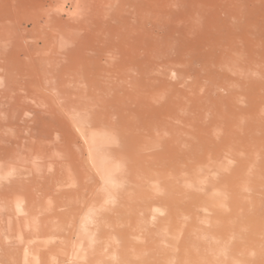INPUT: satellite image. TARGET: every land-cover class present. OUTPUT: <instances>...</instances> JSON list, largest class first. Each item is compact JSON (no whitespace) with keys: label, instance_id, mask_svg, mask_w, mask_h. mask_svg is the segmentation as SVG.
Returning <instances> with one entry per match:
<instances>
[{"label":"bare ground","instance_id":"obj_1","mask_svg":"<svg viewBox=\"0 0 264 264\" xmlns=\"http://www.w3.org/2000/svg\"><path fill=\"white\" fill-rule=\"evenodd\" d=\"M30 1L0 0L2 226L22 237L63 229L75 198L107 204L102 220L131 210L123 213L135 236L128 264H264V0H72L84 12L79 33L69 36L52 21L40 24L47 0L32 6L31 28L20 13L15 26V13ZM54 35L61 36L56 44ZM40 39L49 40L50 53L31 62L23 47ZM30 110L47 122L33 129L23 117ZM44 135L55 143L38 140ZM62 156H72L67 169L76 181L94 187L66 192L57 182L54 203L38 209L27 190L53 183L59 170L49 172L50 159ZM44 168H51L48 178ZM169 206L189 212L190 225L180 215L159 224L158 210ZM200 208L206 213L197 225ZM75 225L59 245L70 243ZM171 229L181 236L169 238ZM50 243L51 264H79L76 249L59 263L58 242ZM74 243L87 263L83 241ZM23 245V254L19 239L0 246V257L25 264ZM117 254L121 259L127 249Z\"/></svg>","mask_w":264,"mask_h":264},{"label":"rangeland","instance_id":"obj_2","mask_svg":"<svg viewBox=\"0 0 264 264\" xmlns=\"http://www.w3.org/2000/svg\"><path fill=\"white\" fill-rule=\"evenodd\" d=\"M71 1L72 0H47L46 2H44L43 8L45 10V15L42 16V18L40 20V24H43V25L44 24H50L52 21V23H53L52 26H53L54 31H57V30L62 31L61 35L65 34V35L69 36L71 31H75V30L77 33H79L78 32V29H79L78 26H80L82 24L83 18L81 15L84 12V10H83L84 7H83L82 2H80V1L79 2H77V1L71 2ZM36 2H37V0H31L30 3H28L26 5V7L21 12L17 11L15 13L16 15L13 18V20H14L13 23L15 24V26H17L18 20L21 18V17L19 18V16H17L20 13L23 18L25 17L28 20L27 26L29 28L32 27V20H31L32 11H33L32 6ZM80 11H81V14L80 15L78 14L79 15L78 16L77 13H79ZM95 21L96 22H93V25H97V26L100 25V21H97V20H95ZM84 26H86V25H84ZM42 28H43L42 26L39 27L38 31L35 32V36H36L35 38H41L42 37L41 36V32H42L41 29ZM172 31H176V30H172ZM59 40H61V36L59 37L58 35H54L53 37H51V41L53 42V44L58 43ZM77 40H82L81 34H79ZM49 43H50L49 40H47V44L43 45V40H41V39L40 40H32L29 43V47H28L29 49L26 47H23V51L25 52V55L30 58L31 62H35V61L40 62L44 58H46L48 56V54L50 53ZM64 43L66 46L69 45L68 40H64ZM42 45L44 47H42ZM0 100H1V98H0ZM27 114H24L23 117L26 115L25 121L27 124H29L31 127H33V129H35L36 127L41 125V123H44L45 121L47 122V120H48V118H45V117L39 118V116H37L35 114V111H33V110H30ZM23 117L18 119V122L20 124L25 123V122H23ZM60 117L63 120V122L68 124V126H71L72 128H74V130L76 131V133H78V136H79V132L77 131L76 127L74 126L71 116L67 112L62 111V112H60ZM33 119H34V121H33ZM42 120H44V121H42ZM36 139H38V138H36ZM38 140H42L43 143H45V142L51 143V141L55 143L54 139H51L47 135H44L43 137H41ZM72 160H73L72 156H70V157L62 156V158L60 160L52 157V159H50V161H52L55 164V167H54L55 169L54 168H52V169L51 168H44L41 171V174L44 178H48L49 175L52 174V173L48 174V171L50 169L51 170L49 172H52V171L54 172L56 169H58L59 170V172L57 173L58 175H56L54 177L53 183L51 182V184H48L47 187H44L42 189V192L36 191L35 189H32L31 186H30L31 188L27 190V193L34 197V201L37 204L38 209L47 208L48 206H51L52 203H54L53 202L54 197H52L50 194H51V192H53V188L55 187L54 184L57 182L60 185H63V189L66 192L74 191L77 188H80L79 190H82L84 188L86 193H88L90 191L88 189L89 188L91 189L92 186L94 185L93 181L88 180V179L87 180H81L80 179V181H79V179H77V181H76V178L73 176L71 171L67 169L69 167L68 166L69 162H70V164H72L71 163ZM61 163L63 165H61ZM27 169L30 172H34V173L39 172L38 168H36L35 165H30V166H28ZM81 192H84V190H82ZM205 196H207V200H205V201L207 203H209L210 198H211L210 193L208 192ZM75 200L76 199L74 198V200L71 202V204L66 206V208H68V209L63 214L64 228L63 229H57L56 226L52 225L50 230L44 231L43 234L39 237L37 235H34L33 233H28L25 237H22L21 235H19L17 233L13 234L12 231H10L9 229L6 230V228L4 226H2V223L5 220L0 221V246L4 245V247L12 248V245L15 244L16 239H19L20 244H21V246L19 247V254H23L24 253L23 252V248H24L23 241H27L28 242V253H27L28 259L26 262L28 264H30V263H32V264H41V263L42 264H51L50 263V252H48L49 251L48 248H51V247H49V246H51V243H50L51 240H55L56 242H58L57 243L58 251H55V253H57L58 261L60 260L59 263L67 262V261H65V251L66 250H68V249L69 250L70 249L75 250L76 249V251H75L76 256H77L76 263L79 262V264L80 263L81 264H96V263L97 264H109V263L110 264H128V262H130L129 261L130 260V254L129 253L131 250V247H129L130 246L129 241L131 238L134 239L135 236L133 235L132 231L127 230L126 226L129 223L127 224V220L124 218V214L131 212V210L125 209V207H124V208H122L123 210L119 211V213L116 211H113V212L109 211L110 218L109 219L106 218L105 220H102L100 218L101 212H103V211L106 212V210H109L107 208V204H102V203L101 204L100 203L91 204V203H88V204L84 205L80 200H78V201L77 200L75 201ZM81 204L84 205L83 208H82ZM127 207L129 208V205H127ZM133 207L135 208V206H133ZM0 208H2V207H0ZM204 209L205 208H200L199 209V215L198 216L195 215L196 217H193V219L195 218V224L199 225V223H201V221L199 219L205 217L206 212ZM120 213L122 214V216ZM178 215L184 216V221H183L184 225L185 224H187V226L190 225V221H191L189 219L190 218L189 216H191L190 213L187 211L185 212V210H182L180 208H176L175 206L162 207L160 210H158L157 217H159L158 218L159 220H157V221L159 224L168 223L170 221L178 222V221H176ZM118 216L120 217L119 218L120 220L118 219ZM121 217H122V219H121ZM196 218L198 219L199 222L196 220ZM168 219H170V220L168 221ZM123 220H125V221H123ZM72 222H73V226L75 224L76 225H75V227H71V230L73 228V230H72L73 235L71 234L70 243L69 244L68 243H66V244L60 243L61 245H59V242H60L59 240H61L62 238H65V236H67V233L69 232V228H70L68 226ZM192 225L195 226L194 224H192ZM122 227H126V230L120 231V228H122ZM178 230L179 229H177L175 231L174 229H171L167 233V236L169 238H171L172 240L173 239L176 240L177 237L181 236V231L180 230L178 231ZM14 236L16 238H14ZM59 236H60V238H59ZM54 237H55V239H53ZM198 237H199L198 235H194V236H192L191 239L196 241V239H198ZM44 240L48 241V245H45V244L42 245L41 242L39 243V241H44ZM76 241H83L84 245L81 248L83 250H85V253L87 252L88 256H90V259L87 263H84V262L82 263V260H83L82 256L84 255L83 254L84 252L83 251L81 252L79 247L75 245L74 242H76ZM163 243H164V240L160 239L158 252H159V257H161V259H163L167 255L166 249L163 246ZM122 249H127V254L121 259H119V258L116 259L114 254H117V252L119 253V251ZM171 252L173 253L174 249H171ZM37 254H39V259L36 258ZM42 255H43V257H42ZM96 255H97V257H96ZM118 255L119 254H117V257H118ZM95 257L98 260L95 259ZM99 257H101V258L99 259ZM4 258L5 257H2V256L0 257V264H14L12 261H9V260L4 259ZM30 260H32V261L30 262ZM26 262H25V264H26ZM19 263L23 264L22 258L19 261Z\"/></svg>","mask_w":264,"mask_h":264}]
</instances>
